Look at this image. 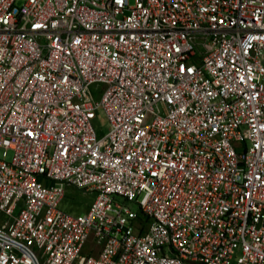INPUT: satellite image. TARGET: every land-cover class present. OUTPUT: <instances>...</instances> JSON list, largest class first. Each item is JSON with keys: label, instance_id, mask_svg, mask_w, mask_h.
<instances>
[{"label": "built area", "instance_id": "2783aa9c", "mask_svg": "<svg viewBox=\"0 0 264 264\" xmlns=\"http://www.w3.org/2000/svg\"><path fill=\"white\" fill-rule=\"evenodd\" d=\"M17 2L0 264H264V0ZM66 185L88 212L60 208Z\"/></svg>", "mask_w": 264, "mask_h": 264}, {"label": "rangeland", "instance_id": "374dc122", "mask_svg": "<svg viewBox=\"0 0 264 264\" xmlns=\"http://www.w3.org/2000/svg\"><path fill=\"white\" fill-rule=\"evenodd\" d=\"M25 1L26 0H18L17 5L21 6ZM93 89L101 91L103 85H98L97 87H93ZM96 99L99 100V97H96ZM94 127L99 137L108 133L109 121L102 111L97 113V117L94 120ZM12 157L13 153H10L9 159L11 160ZM96 197L97 193L94 191L80 189L73 185H66L65 196L60 203V208L73 215L85 214L90 209L92 203L96 200ZM130 206L136 211L139 210V205L136 202L130 203Z\"/></svg>", "mask_w": 264, "mask_h": 264}]
</instances>
